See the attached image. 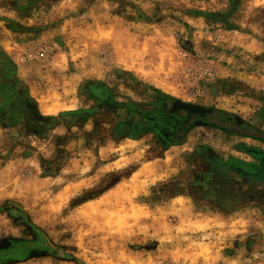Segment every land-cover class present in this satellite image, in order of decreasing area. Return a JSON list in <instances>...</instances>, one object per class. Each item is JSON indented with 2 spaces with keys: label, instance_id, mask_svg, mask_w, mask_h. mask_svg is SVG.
<instances>
[{
  "label": "rangeland",
  "instance_id": "1",
  "mask_svg": "<svg viewBox=\"0 0 264 264\" xmlns=\"http://www.w3.org/2000/svg\"><path fill=\"white\" fill-rule=\"evenodd\" d=\"M12 46L55 114L35 121L0 70V264H213L209 246L245 224L171 198L211 176L264 221V142L204 123L264 119V0H0V66L15 72ZM164 95L210 113L192 122Z\"/></svg>",
  "mask_w": 264,
  "mask_h": 264
},
{
  "label": "crops",
  "instance_id": "2",
  "mask_svg": "<svg viewBox=\"0 0 264 264\" xmlns=\"http://www.w3.org/2000/svg\"><path fill=\"white\" fill-rule=\"evenodd\" d=\"M6 41L8 42V44H11L12 42L9 39ZM248 43L251 44V42H248ZM244 46H246V48H249L252 45H248V46L244 45ZM12 48H13V51H10V50L8 51L5 47H4V50L7 54V57H9L11 60H13L17 64L15 72H14V69L12 72L7 71L6 69H8V67L4 64L0 66V70L2 69V71L5 73V76L7 77V80L9 81L11 80L13 84L15 82H17V85L21 84L19 86L20 88L22 87V85L25 86V88L27 89L26 90L27 96L31 101L30 104L37 105L39 112L44 116V119L42 121H46L47 114H55V113H49L47 110L44 109V108L48 109L49 104L43 103L42 102L43 98H40V96L37 94V92H40L38 89L39 86L37 84L39 82L37 81L35 76L31 75V73H29L28 76L22 73V70H24L26 63L20 60V56L18 55L19 52L17 51L16 47L12 46ZM66 108L68 107L65 105L59 110H65ZM262 110L264 111V109ZM241 119L244 122H246L248 125L252 126V127L249 126L245 130L256 132L259 134H264V119H263V116H261V114L259 115L257 114L255 118L254 117H250V118L241 117ZM259 119L260 120L263 119L262 120L263 125L261 124L262 121H260ZM229 133H231L232 135H237L240 138L238 142H241L243 140H249V139L264 142L263 139L253 138L251 136H245V135L238 134V133H232V132H229ZM185 144L186 142L183 140L182 142L171 143L169 145L172 147V146H180V145H185ZM246 148L244 147L242 148L239 146L236 149L238 151H244ZM232 151L235 154V155H232V159L239 158L237 160H241V162L245 165V167H247V164H248L246 163L248 162L247 159H243V157H237L241 155H236L238 153H236L234 148ZM162 158L170 161L174 158V156L169 157L166 154ZM172 162H175V161L173 160ZM239 174L241 175V177L243 176L244 178L248 176L247 170L245 169L239 172ZM231 176H233L231 172H227L226 170H224L216 178L221 181H227V183L232 184L234 183L236 179L232 178ZM252 178L256 180V179L261 178V176L260 174H256ZM206 181H207L206 183L202 184L203 186L201 187V189H203V191L200 189L201 192L199 194H196V192L199 191L197 189V190H193L189 192L188 194L183 193V192L175 193L171 196V198L173 200H179L182 205L186 204L187 202L185 201L187 200V201H190L192 204H198V205L205 206V211L212 212L213 214L214 213L228 214L230 219H233V216L235 218L237 217L238 221H243V224H245V226H243L242 228H238V230L235 231L234 233L228 230L227 233L225 234L227 235L226 236L227 238L226 237L224 238L225 243L217 245V246H213V245L209 246V249L211 250L210 252H208L209 253L208 261L213 264H218L219 262L221 264H264V242L262 241L258 242V239L263 240L262 235H264V221L258 214V212L261 210V206L256 205L255 198L250 199V197H246V196L245 198H242L244 196L235 197L230 191H225L220 185L219 187H217L218 183L217 181H215V179L212 176L211 178L207 177ZM219 188L223 190L221 196H219V191H217V189L219 190ZM224 203L226 204L227 208H223ZM182 205L180 208H183ZM220 205H221V208H220Z\"/></svg>",
  "mask_w": 264,
  "mask_h": 264
},
{
  "label": "flooded vegetation",
  "instance_id": "3",
  "mask_svg": "<svg viewBox=\"0 0 264 264\" xmlns=\"http://www.w3.org/2000/svg\"><path fill=\"white\" fill-rule=\"evenodd\" d=\"M5 81H4V83H5V85L6 86H10V84L12 83L11 82V80L9 81V80H7V77L5 76ZM15 84V83H14ZM100 88H102V87H98L96 90L99 92V90H101ZM4 90V89H3ZM107 97V96H106ZM163 98H164V102H163V105H164V107H167L168 108V110H170V112L171 111H178V110H180L181 108L183 109L184 107H182V105H181V103H180V101L178 100V99H176V98H173V97H170V96H167V95H164V96H162ZM14 102H15V104L16 105H22V97H21V95H20V93L19 92H17L16 90H15V96H14ZM26 105L27 106H29V107H32L31 106V104H30V102H26ZM0 109H1V107H0ZM3 111H6V109H4ZM15 111H19V110H17L16 108H15ZM190 112V116L188 117V120L190 119L192 122H195V123H197V121H196V118H193L192 119V116H196V114H202V115H204V114H206V115H208L210 112H199V111H195V110H189ZM18 113V112H17ZM142 113H144L143 111H142ZM145 114V113H144ZM147 114V113H146ZM156 113H154L153 115H148V117H149V119H150V121L151 122H153V124H154V126L151 128V130L150 131H153V130H157V131H160V130H158V128H156L155 126V124L158 122V120H159V118H158V115L156 114ZM164 117H166L167 116V114H164L163 115ZM33 117H34V115H33ZM35 118V117H34ZM37 118H35V121H37L36 120ZM30 120H32V119H30ZM34 120V119H33ZM34 121V122H35ZM208 120H206V121H204V123L205 122H207ZM32 122V121H31ZM203 123V122H202ZM209 124H211V125H213L212 123H210L209 122ZM173 127H177L178 129H181L182 128V125H180V123L179 122H175V123H173ZM161 130H163V129H161ZM167 133V132H166ZM168 133L172 136V137H174V135L173 134H171L170 133V131H168ZM160 135H162V134H160ZM176 136V135H175ZM174 143H177V142H174ZM260 157H261V155H260ZM261 158H263V157H261Z\"/></svg>",
  "mask_w": 264,
  "mask_h": 264
},
{
  "label": "trees",
  "instance_id": "4",
  "mask_svg": "<svg viewBox=\"0 0 264 264\" xmlns=\"http://www.w3.org/2000/svg\"><path fill=\"white\" fill-rule=\"evenodd\" d=\"M216 115L220 117V121L217 120H208L206 124L212 123L215 126H220L227 131L232 132V133H238L242 134L245 136H251L253 138H258V139H263L264 140V134H259L256 132H251L247 131L249 126L252 127L251 125H248L246 122H244L241 118L237 117L236 115H233L229 113L228 111L225 110H218L216 111ZM237 125V126H235ZM183 140H180L178 142H182Z\"/></svg>",
  "mask_w": 264,
  "mask_h": 264
},
{
  "label": "water",
  "instance_id": "5",
  "mask_svg": "<svg viewBox=\"0 0 264 264\" xmlns=\"http://www.w3.org/2000/svg\"><path fill=\"white\" fill-rule=\"evenodd\" d=\"M182 107L188 109V110H195L199 112H210V108H204L201 107L199 104L196 103H189V102H181ZM31 106L34 108L33 113L36 116L37 119L43 120L44 116L38 111L36 104H31Z\"/></svg>",
  "mask_w": 264,
  "mask_h": 264
},
{
  "label": "built area",
  "instance_id": "6",
  "mask_svg": "<svg viewBox=\"0 0 264 264\" xmlns=\"http://www.w3.org/2000/svg\"><path fill=\"white\" fill-rule=\"evenodd\" d=\"M206 70H211V68L208 67ZM214 73L216 74V71ZM210 74H212V73H210Z\"/></svg>",
  "mask_w": 264,
  "mask_h": 264
}]
</instances>
